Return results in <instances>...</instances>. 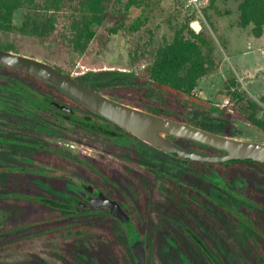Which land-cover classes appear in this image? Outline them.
I'll return each mask as SVG.
<instances>
[{
  "label": "flooded vegetation",
  "instance_id": "flooded-vegetation-1",
  "mask_svg": "<svg viewBox=\"0 0 264 264\" xmlns=\"http://www.w3.org/2000/svg\"><path fill=\"white\" fill-rule=\"evenodd\" d=\"M38 79L0 65V172L10 176L0 186L21 188L0 191V264H139L135 245L146 264H264V164L168 152ZM204 102L135 105L218 133L204 123L226 114L225 133H238L230 113ZM247 118L264 130V112ZM80 139L93 142L86 155Z\"/></svg>",
  "mask_w": 264,
  "mask_h": 264
},
{
  "label": "rangeland",
  "instance_id": "rangeland-1",
  "mask_svg": "<svg viewBox=\"0 0 264 264\" xmlns=\"http://www.w3.org/2000/svg\"><path fill=\"white\" fill-rule=\"evenodd\" d=\"M79 1H65L57 14L59 29L69 28L74 13L79 12L76 5ZM189 1L138 0L139 4L136 5L131 0H111L106 12L107 19L97 27V38L84 54L66 47L63 42L49 40L42 44L36 37L20 32L15 31L11 35L16 51L45 59L79 76L101 69L138 71L154 58V52L161 44L174 39L177 29L185 21L192 23L199 20L208 42L214 47L218 66L199 80L193 94L205 101L203 106L230 113L235 121L237 136L260 139L261 136L251 128L247 114L252 110L249 98L260 105L259 114L264 112L261 101L264 96V35L255 37L252 26L240 25V0H201L206 10L189 5ZM139 16L147 17V22L134 32L131 25ZM20 18L18 14L17 20ZM110 27H119V30L110 34ZM30 83L33 87L38 84L33 80ZM235 91L248 99L236 100ZM56 99L72 105L65 99ZM180 100L175 99L174 103L185 102ZM188 117L195 118L191 115ZM77 145L82 149V155L93 149L92 141L80 139Z\"/></svg>",
  "mask_w": 264,
  "mask_h": 264
},
{
  "label": "trees",
  "instance_id": "trees-1",
  "mask_svg": "<svg viewBox=\"0 0 264 264\" xmlns=\"http://www.w3.org/2000/svg\"><path fill=\"white\" fill-rule=\"evenodd\" d=\"M65 1L0 0V46L16 50V44L11 35L16 31L26 36L36 37L42 44L55 40L63 42L66 47L79 54L87 53L92 42L97 38V27L107 19L106 12L111 0H80L76 4L79 12L74 13L69 28L59 29L57 14L63 8ZM131 3L139 4L138 0H131ZM198 3L202 10H206L201 0ZM239 10L240 25L252 26L255 37L263 36L264 0H240ZM18 14L21 17L19 21ZM146 22L147 17L139 16L131 25V30L134 32L140 30ZM118 30L119 27H110L109 33L113 34ZM217 66L214 47L208 42L204 27L197 32L190 22L185 21L177 29L174 39L161 44L154 52V58L140 70H91L76 77L89 86L120 100L143 104L150 109L163 112L164 109L169 108L168 103H174L175 99L180 98L185 101L178 103L181 106L190 105L186 102L201 100L193 94V91L199 80ZM38 82L46 84L52 93L62 92L46 81L38 79ZM244 97L248 99L239 91L234 92L236 100L244 99ZM249 101L253 111L260 110L261 107L256 101L252 98H249ZM261 101L264 103V96ZM225 115L223 114L217 123L206 120L204 125L219 128L225 132L229 131V118ZM249 159L256 164H264L259 160ZM9 179L8 171L0 172V181ZM20 189L18 186L10 187L5 184L0 186V191L6 192Z\"/></svg>",
  "mask_w": 264,
  "mask_h": 264
},
{
  "label": "water",
  "instance_id": "water-1",
  "mask_svg": "<svg viewBox=\"0 0 264 264\" xmlns=\"http://www.w3.org/2000/svg\"><path fill=\"white\" fill-rule=\"evenodd\" d=\"M191 26L197 32L203 28L199 20H194ZM0 65L25 71L48 82L89 110L168 152L214 162L246 157L264 162V130L252 121L250 126L261 136L260 139L244 138L225 132L218 133L187 121L164 116L99 91L52 62L1 46ZM54 103L65 107L59 102ZM170 136L191 138L198 143L217 148L223 153L208 156L190 153L173 142ZM103 203L111 206L115 215L121 216L114 206L115 202L104 200ZM134 250L139 258V264H146L145 251L137 245L134 246Z\"/></svg>",
  "mask_w": 264,
  "mask_h": 264
},
{
  "label": "built area",
  "instance_id": "built-area-1",
  "mask_svg": "<svg viewBox=\"0 0 264 264\" xmlns=\"http://www.w3.org/2000/svg\"><path fill=\"white\" fill-rule=\"evenodd\" d=\"M189 5H195V6H197L198 8H200L199 3H198V0H190V1H189Z\"/></svg>",
  "mask_w": 264,
  "mask_h": 264
}]
</instances>
